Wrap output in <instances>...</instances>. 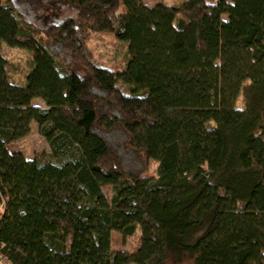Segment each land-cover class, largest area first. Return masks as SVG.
I'll use <instances>...</instances> for the list:
<instances>
[{
  "label": "trees",
  "instance_id": "16d2710c",
  "mask_svg": "<svg viewBox=\"0 0 264 264\" xmlns=\"http://www.w3.org/2000/svg\"><path fill=\"white\" fill-rule=\"evenodd\" d=\"M51 2L67 16L37 28L0 0V254L264 264V0ZM91 33L126 44L123 69L95 61ZM3 46L31 54L23 85ZM32 123L48 152L29 160L8 147ZM138 227L132 253L111 249Z\"/></svg>",
  "mask_w": 264,
  "mask_h": 264
},
{
  "label": "rangeland",
  "instance_id": "374dc122",
  "mask_svg": "<svg viewBox=\"0 0 264 264\" xmlns=\"http://www.w3.org/2000/svg\"><path fill=\"white\" fill-rule=\"evenodd\" d=\"M52 0H12V4L17 11L18 17L33 23L40 28L42 22H38V18L49 22L61 21L67 16L66 8H59ZM148 6L163 4L171 7H179L186 0H142ZM209 3L217 0H206ZM8 0H2L6 4ZM23 18H22V17ZM37 19V20H36ZM40 21V20H39ZM43 24V23H42ZM43 26V25H42ZM87 46L92 53L93 58L99 65L112 70H121L126 63V44L118 41L112 34L91 33L89 35ZM2 55L8 61L9 81L18 85L25 83V77L30 69L31 54L28 51L16 48L2 47ZM33 106L44 107L39 100L33 101ZM10 152H20L26 159H32L42 153L48 152L46 141L39 135L38 127L35 123L30 125V132L24 138L15 141L8 147ZM157 163L150 162L146 172L147 177H153L156 174ZM103 194L108 198L110 195L109 188L102 189ZM140 229L136 228L135 233L123 240L116 233H111V249L132 253L139 245Z\"/></svg>",
  "mask_w": 264,
  "mask_h": 264
},
{
  "label": "built area",
  "instance_id": "2783aa9c",
  "mask_svg": "<svg viewBox=\"0 0 264 264\" xmlns=\"http://www.w3.org/2000/svg\"><path fill=\"white\" fill-rule=\"evenodd\" d=\"M0 264H9L4 256L0 254Z\"/></svg>",
  "mask_w": 264,
  "mask_h": 264
}]
</instances>
